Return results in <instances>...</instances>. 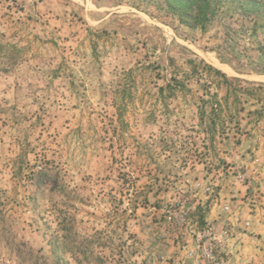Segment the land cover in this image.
Instances as JSON below:
<instances>
[{"label":"rangeland","instance_id":"obj_1","mask_svg":"<svg viewBox=\"0 0 264 264\" xmlns=\"http://www.w3.org/2000/svg\"><path fill=\"white\" fill-rule=\"evenodd\" d=\"M210 2L0 0V264H264V0Z\"/></svg>","mask_w":264,"mask_h":264},{"label":"trees","instance_id":"obj_2","mask_svg":"<svg viewBox=\"0 0 264 264\" xmlns=\"http://www.w3.org/2000/svg\"><path fill=\"white\" fill-rule=\"evenodd\" d=\"M166 2L168 4V7L172 10V12L179 13L180 11H185V10L187 11L189 10L190 12L199 11L204 17V19L207 17L208 9L211 6L210 0H166ZM175 7H179V9L176 10ZM201 23L205 24V20H202ZM216 71L218 73H221L223 76H225V74H223L219 70ZM219 105L220 104H218V106Z\"/></svg>","mask_w":264,"mask_h":264}]
</instances>
